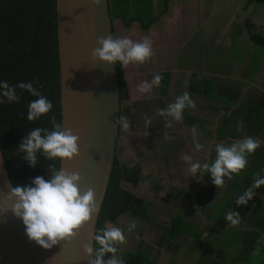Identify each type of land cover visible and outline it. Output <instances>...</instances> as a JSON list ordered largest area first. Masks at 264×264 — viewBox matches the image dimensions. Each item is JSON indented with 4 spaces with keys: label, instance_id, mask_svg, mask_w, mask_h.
Listing matches in <instances>:
<instances>
[{
    "label": "crops",
    "instance_id": "crops-1",
    "mask_svg": "<svg viewBox=\"0 0 264 264\" xmlns=\"http://www.w3.org/2000/svg\"><path fill=\"white\" fill-rule=\"evenodd\" d=\"M136 2L143 16L152 17L154 15L153 18L158 19L145 28L139 21H133L127 25L121 16L115 15V38L123 36L139 41L142 35H149L153 50L150 61L139 66L129 64L123 69L129 89V98L122 101L121 115L128 116L130 126L127 131L122 130L120 126L116 157L124 164L139 165L142 168L143 179L137 186L131 184L129 186L150 204L151 219H138L127 214L121 216L137 221V227L131 232L124 233L127 243L119 245V256L127 252L137 254L146 251L155 260V264H199V256L206 262H211L213 257L207 252L217 247L226 259L228 251L222 250L211 240L203 238L201 230L202 224H205L209 229L212 228L207 233L210 235L214 231L217 232L218 226L230 224L225 219L221 221L217 209L226 206L232 187L223 197L216 198L220 188L215 187L211 191L210 177L207 173L199 180L188 175V165L180 160V155L188 153L193 156L194 161L198 159L201 163H205L207 158V163L212 162L213 160L206 152L209 153V149L213 152V143L238 140L232 138L220 140L219 130L221 118L227 112L226 103L231 100L237 101L236 105L229 108L228 114H230L231 110L241 103L239 98L242 96L245 98L247 92L242 94V90L248 83L244 78L248 77L236 75L233 64H230L228 59L224 61L222 68L218 65L219 38L214 28L204 23L205 13L217 14L218 2L205 3L204 0H137ZM164 3L168 4V11L159 15ZM208 5L210 9L206 8ZM253 24L258 33L255 35L256 39L261 38L264 35L261 33L264 32V24L261 21H255ZM200 32H203L202 37L206 41L201 39L192 52L188 47L193 37ZM241 36L242 30H239L231 43L232 49L235 41V47H237ZM209 47L213 48L211 56L208 52ZM182 53H184L183 56H181ZM260 54L262 56L261 52ZM181 63L187 64L192 72L185 68L179 70ZM177 73L186 76V79L175 83ZM155 74L162 76L160 86L148 93H140L137 85L142 81H151ZM163 77L167 79L166 84L163 82ZM205 78L214 79L216 83L209 92L206 91L205 84H202ZM192 83H197V86L192 87ZM185 91L195 101L196 108L186 109L182 122H174L173 128L165 129L163 118L155 116L157 110L166 108ZM220 92L223 95H220ZM209 95H216V97L211 98L208 97ZM219 110L223 113L221 114ZM145 115L153 117V124L147 129V136L144 135L143 118ZM193 127L197 129L198 142L205 146L199 152L194 151L191 132ZM165 131H168L174 139L165 140L163 138ZM216 199L218 202L215 204ZM209 206L210 209L205 211V208ZM167 208H169L168 211ZM176 216H181L184 224L201 231L202 235L195 242L194 237L190 238L186 233L175 234L166 242V244H172L166 251L164 241L169 238L170 228ZM118 223L115 225L117 226ZM220 229L223 230V228ZM216 234L214 233L215 237ZM207 240L209 241L206 243L208 250L203 248ZM179 241L183 243V258L177 259L173 257L171 251H173L174 244L177 245ZM185 255H190L191 258L186 259Z\"/></svg>",
    "mask_w": 264,
    "mask_h": 264
},
{
    "label": "trees",
    "instance_id": "trees-1",
    "mask_svg": "<svg viewBox=\"0 0 264 264\" xmlns=\"http://www.w3.org/2000/svg\"><path fill=\"white\" fill-rule=\"evenodd\" d=\"M136 1L110 0L111 13L121 16L127 25L133 21H139L145 28H148L158 18H153L154 15L152 17L143 16ZM254 2L262 3L264 0H247L245 9ZM167 11L168 4L164 3L159 15ZM152 18L153 20H150ZM235 44L236 41L233 45ZM117 67L120 98L123 101L129 98V89L124 70L119 62H117ZM0 81H7L10 85L18 82H32L34 87H37L53 105L47 115L41 116L38 120L29 121L27 119L28 104L38 97L17 88V94L20 96L18 103L0 104V145L13 185H30L31 180L36 176H42L47 180L49 179L48 166L53 165L59 169L61 159L48 160L37 153L38 162L35 167H31L22 159L24 153L18 151V144L24 136L37 127L52 130L50 123L52 115H55L57 121L61 122L57 0H0ZM163 82L167 83L165 77H163ZM192 84V87L197 86V83ZM202 84H205L208 92L216 85L214 79L211 78H205ZM208 97L213 98L216 95ZM0 99L3 98L0 97ZM236 104V100L226 103L227 112L221 118L219 139H241L245 136L264 139V91L258 95H250L247 100L242 101L228 114L229 108ZM238 123L243 124V131L237 130ZM254 156L260 159V163L250 168L248 176L236 179L226 206L217 209L221 221L224 220L227 211L232 208V211L241 213L239 214L241 225L252 227L250 229L238 227L232 232L234 234L225 251L233 246L232 243L235 248L234 251L228 252L226 262L232 258L233 253L238 251L235 264H264V212L261 213L263 208L260 210L264 201L260 205L253 206L251 210L241 209L252 205L251 200L246 205L237 206L235 204L236 198L253 185L254 174L260 173L264 176V172L261 171L264 169L263 145L255 150ZM142 179V168L139 165L124 164L115 157L109 185L99 211L96 231L108 225L117 224L124 214L143 220L151 219L150 204L128 186V184L137 186ZM209 179L212 191L215 186L211 178ZM254 192L264 198V185L255 188ZM180 233H186L190 238L194 237L195 242L202 235L201 231L184 224L181 216H176L170 228L169 238L167 237L165 241L168 242L173 235ZM251 254L252 257H250ZM120 258L125 261V264H155V260L146 251L137 254L127 252Z\"/></svg>",
    "mask_w": 264,
    "mask_h": 264
},
{
    "label": "clouds",
    "instance_id": "clouds-1",
    "mask_svg": "<svg viewBox=\"0 0 264 264\" xmlns=\"http://www.w3.org/2000/svg\"><path fill=\"white\" fill-rule=\"evenodd\" d=\"M99 4L100 0H93ZM96 43L99 47L93 48L91 56L93 59L115 65L119 62L121 68H126L129 64L143 65L151 60L153 56L152 41L148 37H143L139 41H134L128 37L113 38L97 37ZM162 80L160 74H155L151 81H142L137 85L140 93H148L153 88L159 87ZM43 87V85H40ZM17 88L26 90L34 97L28 104L27 119L29 121L38 120L41 116L47 115L53 105L32 82H18L10 85L7 81H0V104H12L20 101ZM196 103L191 95L185 91L177 96L174 102L166 108L158 109L155 116L164 120V128L171 129L174 122H182L186 109H195ZM144 135L147 136V129L153 124V117L144 116ZM52 130L37 127L30 131L18 144V151L23 152L22 157L29 166L35 167L38 162L37 153H40L48 160L68 159L72 160L79 155V136L73 134L72 129L63 128L55 115L50 117ZM116 124L122 130L127 131L130 126L128 116L118 117ZM243 124L238 123L237 130L243 131ZM192 139L194 151H202L204 145L198 142V132L192 128ZM165 140H172L168 131L163 134ZM261 146L259 140L251 136L236 140L231 145L225 146L222 143L215 145V159L210 163H201L200 160H193V156L185 153L180 155V160L188 165V175L196 177L198 180L207 173L211 182L216 188L224 187L225 178L228 181L234 175H239L248 164V157L254 154L255 150ZM211 153V149H209ZM264 172V169L261 170ZM49 179L36 176L31 180L30 185H10L7 193V200L11 201L9 209L14 216L22 220L25 226V234L30 241L44 249H50L53 245L61 241H69L76 237L81 227L92 220L99 212V205L96 202L94 190L87 187L81 192L78 185L81 176L77 171H68L64 168L57 169L53 165L47 168ZM264 185V176L260 173L254 174L253 185L244 191L235 200V204L246 205L255 194L254 189ZM240 215L232 210H228L224 219L231 225L239 224ZM137 221L132 220L128 224V231L136 229ZM88 242L82 244L83 257L88 264H125V261L118 256L119 245L127 243L124 229L116 225H108L98 231L88 233Z\"/></svg>",
    "mask_w": 264,
    "mask_h": 264
},
{
    "label": "water",
    "instance_id": "water-1",
    "mask_svg": "<svg viewBox=\"0 0 264 264\" xmlns=\"http://www.w3.org/2000/svg\"><path fill=\"white\" fill-rule=\"evenodd\" d=\"M114 17L110 0H57L61 123L79 136V155L60 160V168L79 173L81 192L93 188L99 211L116 157L122 101L117 64L93 59L91 52L99 47L97 37L115 38ZM9 183L0 145V264H88L82 244L97 230L99 212L76 237L44 249L28 239L20 218L10 209L3 211L11 204Z\"/></svg>",
    "mask_w": 264,
    "mask_h": 264
},
{
    "label": "rangeland",
    "instance_id": "rangeland-1",
    "mask_svg": "<svg viewBox=\"0 0 264 264\" xmlns=\"http://www.w3.org/2000/svg\"><path fill=\"white\" fill-rule=\"evenodd\" d=\"M204 1H205V3L206 2H212V1L218 2L219 11L217 12V14L209 15L210 12H207V13H205V16H204V23L208 27L211 26L212 28H214L215 34L219 38L220 48H219V50H217L219 52L218 65L220 66V68H222L224 61L226 59H228V62L230 64H233V68L235 70L236 75H243V76L248 77V78H244L245 80L248 81V83H247V86L245 87V89L242 90V94L246 93V92H247V94H246L245 98H244V96L240 97L239 102L247 100L250 95L260 94L262 91H264V48H262V47H264V35H262L261 38H258V36H257L258 39H256L255 35L257 33V29H256L255 24H253V23H255V21H261L264 24V2H262V3L254 2L248 8L245 9L247 0H204ZM158 7L160 8V5ZM206 8L210 9V6L208 5ZM203 27H205V25ZM239 30H242V36H241L240 42H239V44L236 45L237 47H235L233 45V49H232L231 43H232L233 39L235 38L236 33ZM204 33L206 34L205 31H204ZM261 33L264 34V32H261ZM140 35H142V34H140ZM124 36H126V35H124ZM142 36L143 37H149V35L147 36L145 34ZM202 36H203V32H200V34H197V36L193 37V40L190 43V46L188 47V49H190L192 52H194V46L197 43H199L201 41V39L205 42L206 40L203 39ZM212 49H213L212 47L208 48V52H209L210 56L212 55V52H213ZM238 50H239V52H237ZM260 52L263 53V56H260V54H259ZM183 55H184V53L181 54V56H183ZM184 64L185 63H181V68L179 70H183L185 68L186 70L192 72L188 68L187 64H185V65ZM210 65H214V67L216 66L213 63H210ZM177 76H178V78H177ZM196 78H198V77H196ZM185 79H186V76H184L180 73H177L175 75L174 81H175V83H176V81L182 82ZM196 80H198V79H196ZM221 81H222V79H221ZM220 95H223V93L220 92ZM219 112L221 114L223 113V111H221V110H219ZM241 139H243V138H241ZM254 139L259 140L261 145L264 146V139L263 138L255 137ZM238 140H240V139H238ZM234 141H236V140H227L225 142H218V143H222L225 146H229ZM216 144L217 143H213V149H214L213 152L212 151H211V153L206 152L207 154H209L211 160H213V161H214L215 156H216V153H215V145ZM207 154H206V156H208ZM254 154H255V152H254ZM254 154H252L251 156L248 157V164H247L246 168L243 169L239 175H234L233 179L231 181H228L225 178V185H224V187L220 188V190L218 192V196L216 195V198L220 199L221 197H223L227 192H229V189L231 187H233L236 179H239V178L241 179V178L248 176V174L250 172V168L251 167L253 168V165L257 166L260 163V159L256 158L254 156ZM260 158H261V155H260ZM205 162H207V158L205 159ZM208 163H210V162H208ZM240 191H242V188H240ZM255 194L256 195H254L251 199V201H253V204L247 205L246 207H243L241 209H250L251 210V208L253 206H255L256 204L260 205L264 201V198L262 195H259L256 192H255ZM218 199H216L217 201L214 200L215 204L218 202ZM262 208H263V210L261 211V213L264 212V204L263 203H262L260 210ZM208 209H210V206L206 207L205 211H208ZM166 210L168 211L169 208H167ZM239 214H241V213H239ZM131 221H132V219H130V217H121V220L119 219V223L117 226L124 229V233H126V231H128L127 230L128 224ZM236 225H239V224H236ZM236 225L218 226L219 229L217 230V232L214 231L213 234H210L209 237H207L206 234L212 228L209 229L208 226H206L205 224H202V230H201V231H203L202 237L208 238L213 243H215V245L222 248V250H225L228 243L230 242V239L232 238V235L234 234V233L231 234V232L233 230H235L236 228H238V227H236V228L234 227ZM245 227H248L249 229L252 228V227L247 226V225ZM220 228H223V230ZM214 233H217L216 237H215ZM207 242H209V241L207 240L203 244V248H206V250H208V248L206 246ZM170 245H172V244L164 245L167 248L166 251H168V248L170 247ZM232 245L233 246L231 248H227L228 252L234 251L235 246L233 243H232ZM182 246H183L182 241H179L177 245H176V243L174 244L173 251H171V253H173L172 255L174 258H177V259L183 258ZM207 253L211 254L213 257L211 262H209V261L206 262L204 260V258L199 256L200 257L199 264H235L237 262V258L235 261V257L237 255L238 251H236V253H233L232 258H229L227 262L224 258L223 253L217 247L212 248V250L208 251ZM193 255H195V253H193ZM191 256H192V253H191ZM252 256L253 255L251 254L250 257H252ZM204 257H206V256H204ZM185 258L190 259L191 257H190V255H188V256L185 255ZM192 259H194L193 256H192Z\"/></svg>",
    "mask_w": 264,
    "mask_h": 264
},
{
    "label": "flooded vegetation",
    "instance_id": "flooded-vegetation-1",
    "mask_svg": "<svg viewBox=\"0 0 264 264\" xmlns=\"http://www.w3.org/2000/svg\"><path fill=\"white\" fill-rule=\"evenodd\" d=\"M114 16H115V14H113ZM116 17V16H115ZM115 17H114V19H115ZM229 226H232L231 224H229ZM243 227H245V225H242ZM245 228H248V227H245ZM245 228H242V229H245ZM237 229V228H236ZM235 229V230H236ZM232 233V232H231ZM207 237H209V235L207 234L206 235ZM208 239V238H207ZM166 244V241H164V245ZM226 260V259H225Z\"/></svg>",
    "mask_w": 264,
    "mask_h": 264
}]
</instances>
